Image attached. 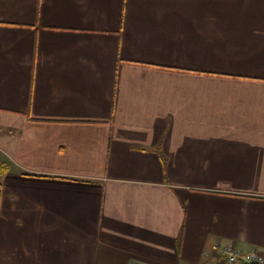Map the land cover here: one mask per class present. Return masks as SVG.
<instances>
[{
	"label": "crops",
	"instance_id": "0c3cea01",
	"mask_svg": "<svg viewBox=\"0 0 264 264\" xmlns=\"http://www.w3.org/2000/svg\"><path fill=\"white\" fill-rule=\"evenodd\" d=\"M0 163V264L264 253V0H0Z\"/></svg>",
	"mask_w": 264,
	"mask_h": 264
},
{
	"label": "built area",
	"instance_id": "2783aa9c",
	"mask_svg": "<svg viewBox=\"0 0 264 264\" xmlns=\"http://www.w3.org/2000/svg\"><path fill=\"white\" fill-rule=\"evenodd\" d=\"M219 246V244L215 245L217 248ZM253 261L264 263V253L258 250L244 251L232 244H225L221 246L219 262L212 264H250Z\"/></svg>",
	"mask_w": 264,
	"mask_h": 264
},
{
	"label": "trees",
	"instance_id": "16d2710c",
	"mask_svg": "<svg viewBox=\"0 0 264 264\" xmlns=\"http://www.w3.org/2000/svg\"><path fill=\"white\" fill-rule=\"evenodd\" d=\"M6 166L0 163V173H2L5 170Z\"/></svg>",
	"mask_w": 264,
	"mask_h": 264
},
{
	"label": "water",
	"instance_id": "95a60500",
	"mask_svg": "<svg viewBox=\"0 0 264 264\" xmlns=\"http://www.w3.org/2000/svg\"><path fill=\"white\" fill-rule=\"evenodd\" d=\"M251 264H264V263H259V262L253 261V262H251Z\"/></svg>",
	"mask_w": 264,
	"mask_h": 264
}]
</instances>
